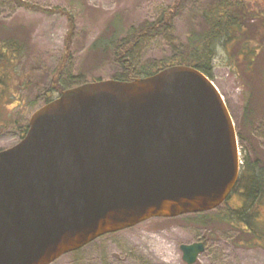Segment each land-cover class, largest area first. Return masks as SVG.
Instances as JSON below:
<instances>
[{"label":"water","instance_id":"95a60500","mask_svg":"<svg viewBox=\"0 0 264 264\" xmlns=\"http://www.w3.org/2000/svg\"><path fill=\"white\" fill-rule=\"evenodd\" d=\"M239 175L234 120L198 69L67 89L0 151V264H52L152 218L215 210ZM205 248L183 244V260Z\"/></svg>","mask_w":264,"mask_h":264},{"label":"rangeland","instance_id":"374dc122","mask_svg":"<svg viewBox=\"0 0 264 264\" xmlns=\"http://www.w3.org/2000/svg\"><path fill=\"white\" fill-rule=\"evenodd\" d=\"M174 1L0 0V26L27 45L17 71L18 79L21 78L20 95L25 101L18 110L14 108L19 102L10 105L18 111V118L19 111L26 113L17 124L12 122L0 128V150L20 141L18 125L28 122L34 110L44 104L45 94L52 91L54 81L70 89L83 82L100 81L98 78L112 79L120 73L122 68L115 52L127 31L156 22ZM210 1L187 0L168 30L143 36L128 53L134 66L139 68L181 52L189 33L198 29L200 9ZM50 8H63L72 14V33L66 14L45 12ZM111 40L115 45L102 44ZM218 50L211 78L236 125L243 166L246 158L251 162L262 160L260 163L264 164V77L259 78L262 81L251 98L248 83L230 69L224 52ZM53 95L57 97L58 93ZM27 104H33L31 112L27 111ZM239 203L240 196L233 193L203 223L185 216L152 218L106 234L52 264H188L183 260L181 246L195 242H203L206 249L194 264H264V247L246 246L239 240L240 231L221 220L224 211ZM260 212L264 223V207Z\"/></svg>","mask_w":264,"mask_h":264},{"label":"trees","instance_id":"16d2710c","mask_svg":"<svg viewBox=\"0 0 264 264\" xmlns=\"http://www.w3.org/2000/svg\"><path fill=\"white\" fill-rule=\"evenodd\" d=\"M186 1L175 0L163 11L156 22L145 23L127 31L120 44L116 46L115 52L122 70L112 79L134 81L154 75L169 66L184 65L198 69L212 80L214 60L218 49L221 48L230 69L248 83L252 98L258 84L262 81L259 78L264 77V0H211L208 5L200 9L198 29L189 33L187 44L181 52L167 59L149 61L139 68L134 66L132 59L128 57L130 50L143 36L168 30L175 17L184 10ZM30 7L38 8L32 5ZM45 12L65 13L70 26L69 32H73L74 21L70 12H65L63 8L45 9ZM0 33L1 128L12 122L17 124L18 119L24 117L26 113L23 114V110L19 111L21 117L18 118V111L15 112L10 105L19 102V105L14 108L18 110L23 107L25 101L24 96L20 95L21 78L18 79L17 71L27 45L25 40L18 39L3 26H0ZM4 33H10V35ZM102 44L111 47L115 45V42L111 40ZM54 83L52 91L45 94L44 104L56 98L53 93L56 92L59 96L65 90L58 82L54 81ZM33 104L26 105L27 111H32ZM18 127L20 139H23L29 128L28 122L23 121ZM261 161L257 159L251 162L249 158L245 159V166L233 191L240 196V203L238 206H230L221 214V220L240 231V242L251 247H264L262 231L264 223L260 217L261 207H264V164H261ZM209 215L210 212L185 217L188 220L203 223Z\"/></svg>","mask_w":264,"mask_h":264}]
</instances>
